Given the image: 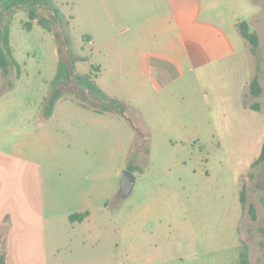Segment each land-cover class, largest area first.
Listing matches in <instances>:
<instances>
[{"label":"rangeland","instance_id":"rangeland-1","mask_svg":"<svg viewBox=\"0 0 264 264\" xmlns=\"http://www.w3.org/2000/svg\"><path fill=\"white\" fill-rule=\"evenodd\" d=\"M54 3L70 25L48 31L33 21L28 30L23 8L5 14L20 73L0 70V146L43 164L48 264H239L243 244L251 264H264V162L253 166L264 144V0ZM170 11L181 13L179 26L153 42L147 18ZM39 12L52 19L49 7ZM242 20L260 35L258 55L237 27ZM170 34L187 44L186 73L141 72L143 54H169ZM73 58L76 73L103 64L98 83L109 95L153 106L155 132L95 112L91 102L101 101L75 81L45 117L59 61ZM256 74L259 97L249 88ZM124 170L135 177L128 195ZM85 208L90 220L72 223Z\"/></svg>","mask_w":264,"mask_h":264},{"label":"crops","instance_id":"crops-1","mask_svg":"<svg viewBox=\"0 0 264 264\" xmlns=\"http://www.w3.org/2000/svg\"><path fill=\"white\" fill-rule=\"evenodd\" d=\"M152 20L155 27L150 34H153V37L157 36L152 41L158 40L159 43H165L167 30L179 26L181 13L170 11L166 14H159L158 12L154 17L147 18L148 22ZM85 37L90 41L88 34ZM166 44L169 47L168 55L154 54L152 52L142 55L138 65L141 72L145 73L147 68L156 65L174 78L181 77L186 73L183 62L187 59L189 49L183 37H176L174 34H170V38L166 39ZM119 60V63H122V58H119ZM92 65L100 66V72L96 78L98 83L104 67L101 63H92L85 72H88ZM138 89L140 90L139 87ZM109 96L119 98L117 96ZM122 100L127 105L125 114H120L122 119L124 118L130 122L134 129L136 126L134 121L138 123L141 121L142 124H140L142 126L144 125L149 131L154 133L155 119H158L160 116L156 118V115L150 112L154 107L145 104L133 107L131 102ZM129 110H133L135 120L128 116L127 111ZM112 112L115 113L116 111L98 113ZM108 201L109 198L105 202L107 208ZM83 211H89V216L83 221H79L80 223L89 221L92 217L90 208L76 212ZM1 240L6 246L8 264H48L49 232L43 164L37 158L27 155L20 149L10 150L2 146H0V247Z\"/></svg>","mask_w":264,"mask_h":264},{"label":"trees","instance_id":"trees-1","mask_svg":"<svg viewBox=\"0 0 264 264\" xmlns=\"http://www.w3.org/2000/svg\"><path fill=\"white\" fill-rule=\"evenodd\" d=\"M40 7H49L52 11V19L40 14ZM18 8H23L29 17V20L23 23V27L31 30L33 26V21L37 22L43 28L48 31L52 30L51 24L57 22H66L70 25V21L65 19L62 15L60 9L54 3V0H0V70L5 74H10L13 70H17L20 73V65L13 55V49L10 42V20L5 19V14L13 15ZM237 27L241 35L245 40L251 45V50L254 55H258L260 52V35L257 31L253 30L250 26L249 21L242 20L238 22ZM90 39V38H89ZM79 59H87V57H78ZM76 64V59L71 60H61L58 64V69L55 77L51 81V95L47 96L43 104V113L45 117H50L55 109L57 102L62 98L64 91L62 87L67 83L75 81L84 92L91 93L94 95L95 100L99 102H91V106L85 103L82 106H89L97 112H107L116 111L119 114H125L127 105L126 103L115 97L109 96L97 83L96 78L100 72L99 65H92L91 69L85 73H76L74 67ZM63 85V86H62ZM250 93L253 97H259L263 88L260 82L258 74H256L249 82ZM259 103L254 105L255 109H259ZM264 162V144L262 146V151L258 158L253 162V166ZM240 202L242 206L246 205V194L242 190L240 195ZM251 211L254 217H256L253 206H251ZM87 216H89V211L74 212L70 214L71 222L83 221ZM0 264H8V256L6 246L4 244L0 251ZM239 264H251L249 247L247 244H243L240 256Z\"/></svg>","mask_w":264,"mask_h":264},{"label":"water","instance_id":"water-1","mask_svg":"<svg viewBox=\"0 0 264 264\" xmlns=\"http://www.w3.org/2000/svg\"><path fill=\"white\" fill-rule=\"evenodd\" d=\"M121 181H122L121 190L124 194L128 195L129 193H131L135 185V177L133 173L128 170H124L122 173Z\"/></svg>","mask_w":264,"mask_h":264}]
</instances>
